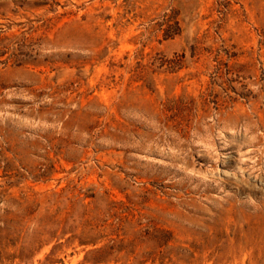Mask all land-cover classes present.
I'll return each instance as SVG.
<instances>
[{"label":"rangeland","instance_id":"rangeland-1","mask_svg":"<svg viewBox=\"0 0 264 264\" xmlns=\"http://www.w3.org/2000/svg\"><path fill=\"white\" fill-rule=\"evenodd\" d=\"M0 264H264V0H0Z\"/></svg>","mask_w":264,"mask_h":264}]
</instances>
